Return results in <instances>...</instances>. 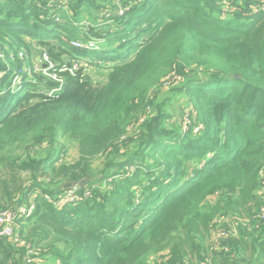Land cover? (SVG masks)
Returning a JSON list of instances; mask_svg holds the SVG:
<instances>
[{
  "label": "trees",
  "instance_id": "trees-1",
  "mask_svg": "<svg viewBox=\"0 0 264 264\" xmlns=\"http://www.w3.org/2000/svg\"><path fill=\"white\" fill-rule=\"evenodd\" d=\"M31 201L0 264H264V0H0V212Z\"/></svg>",
  "mask_w": 264,
  "mask_h": 264
},
{
  "label": "built area",
  "instance_id": "built-area-1",
  "mask_svg": "<svg viewBox=\"0 0 264 264\" xmlns=\"http://www.w3.org/2000/svg\"><path fill=\"white\" fill-rule=\"evenodd\" d=\"M85 24H87V23H85ZM74 41H72L71 44H75L76 45L75 48H82V47L95 48L96 47L95 45L94 46L83 45V43L81 41H78V43L74 42ZM90 41H93V40H90ZM19 56L22 58L23 54L20 53ZM39 57H40L41 64L38 61L36 62V60H35V63H36L35 71H36V73L43 74V76H44V74H47V75H49V77H48L49 79H52L55 82L63 83V80H61V78L57 74H54V69L57 67V65L50 59L48 54L46 52H44ZM67 70H69L70 72H73V73L76 71H79L78 65L72 66V67L70 65H67L66 68L61 70V72H65ZM60 89L61 88H59L55 91L57 92ZM55 91H53L51 93H54ZM77 199H78V197L74 193L69 192V194H67L65 197H63V200L61 201V203H67L68 201L75 202ZM35 208H36L35 203L33 201H31L29 207L20 206V207L16 208L15 210L1 211L0 212V237L11 240L16 245H18V244L24 245V243L22 242V240L20 238V234L17 232V229H16V224H17L16 220H17V217L19 214L24 216V217L31 216L34 213ZM263 218H264V215H263ZM236 235H237V230H236L235 225L232 222H229V226L227 228V231L224 229L216 230L213 233L212 237H213V241L219 243V242H226L227 240H229L230 236H236ZM215 247H216V249L220 248V246H218V244H216ZM30 255H32V253H30ZM204 264H212V263L210 261H207Z\"/></svg>",
  "mask_w": 264,
  "mask_h": 264
},
{
  "label": "rangeland",
  "instance_id": "rangeland-1",
  "mask_svg": "<svg viewBox=\"0 0 264 264\" xmlns=\"http://www.w3.org/2000/svg\"><path fill=\"white\" fill-rule=\"evenodd\" d=\"M117 11H118L117 12L118 14L121 13L123 11L122 7L119 6V8L117 9ZM107 12H110V10L107 11ZM103 14L105 16L107 15L106 12H104ZM87 21H88L87 24H85L86 22H83L82 23V27L85 30L88 29V28H90L91 26L94 27V25L89 24V22H90L89 20H87ZM111 29L113 31V27H110V30ZM130 39L131 38H128V39L124 40V42L129 41ZM78 41H81L83 43V45H88V46H94L95 45L96 46L95 48H99V44L106 45L107 42H108V41L94 39V38H93V41L87 42V44H84V42L82 41V39H79V40L77 39L74 42H77L78 43ZM104 43H106V44H104ZM116 45H120V43L119 44H116ZM72 46L73 47H76L75 44H72ZM92 49H94V48H92ZM33 55H34V57L36 59V62L38 61L41 64L40 57H39V55H41L40 52L39 53L38 52L37 53L35 52ZM65 59H66V62H67L66 65H70L71 67L78 65V70L85 69L86 71H88V73L90 74V76L89 75L88 76L91 77L93 79V81L100 82V83H104V82L107 81V78H108L109 73H110V70L109 69L105 70V69L101 68L100 66H94V67H92L91 65H89L88 63H86V62L89 61L88 58L85 59V60L84 59H82V60H79L78 59L77 60V59H72V58L70 59V58L66 57ZM44 76L45 77L47 76V78L49 77V75H47V74H44ZM20 83H21V81L17 79L14 82V86H17ZM185 101L186 100H183L182 99V96H177L175 99H173V101L169 105V111H170V113L172 115L178 116L179 119H180V122L178 124L174 123L173 126L176 125L175 127L177 129L180 128L181 131H184L185 129H188L189 128L188 125H189L190 119H191L188 111L186 110V104L184 103ZM196 132L197 131H195V133ZM76 157H77V149H74L73 148V149L70 150V152L68 154V159L70 161H74V160H76ZM201 164H202V161H199L197 163V165H199V166ZM68 202H70V201H68Z\"/></svg>",
  "mask_w": 264,
  "mask_h": 264
},
{
  "label": "water",
  "instance_id": "water-1",
  "mask_svg": "<svg viewBox=\"0 0 264 264\" xmlns=\"http://www.w3.org/2000/svg\"><path fill=\"white\" fill-rule=\"evenodd\" d=\"M236 78H238V76H236ZM73 187H77V188H79L80 185L70 184V185H68L66 188H73Z\"/></svg>",
  "mask_w": 264,
  "mask_h": 264
}]
</instances>
